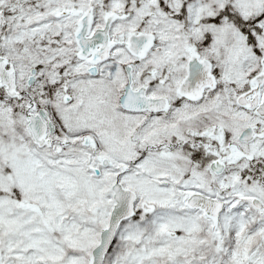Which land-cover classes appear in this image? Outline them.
Returning a JSON list of instances; mask_svg holds the SVG:
<instances>
[{
    "label": "snow or ice",
    "instance_id": "6c2138e0",
    "mask_svg": "<svg viewBox=\"0 0 264 264\" xmlns=\"http://www.w3.org/2000/svg\"><path fill=\"white\" fill-rule=\"evenodd\" d=\"M0 264H264V0H0Z\"/></svg>",
    "mask_w": 264,
    "mask_h": 264
}]
</instances>
